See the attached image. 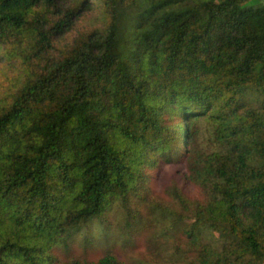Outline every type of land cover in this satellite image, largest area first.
Returning <instances> with one entry per match:
<instances>
[{
    "label": "trees",
    "instance_id": "trees-1",
    "mask_svg": "<svg viewBox=\"0 0 264 264\" xmlns=\"http://www.w3.org/2000/svg\"><path fill=\"white\" fill-rule=\"evenodd\" d=\"M116 205L151 264H264V2L0 0V264H125L72 253Z\"/></svg>",
    "mask_w": 264,
    "mask_h": 264
},
{
    "label": "rangeland",
    "instance_id": "rangeland-1",
    "mask_svg": "<svg viewBox=\"0 0 264 264\" xmlns=\"http://www.w3.org/2000/svg\"><path fill=\"white\" fill-rule=\"evenodd\" d=\"M263 2L264 0H248V4ZM145 172L148 176V188L159 196H164V189L172 182L177 183L189 194L196 192L192 183L184 179L187 170L183 160L171 163L160 161L156 166L145 169ZM132 205L135 207V202ZM144 218V220H140L139 225H136L131 219L130 225L126 226L123 212L118 210V206L116 205L107 213L108 231L105 238L99 242H93V245L86 249H83L77 243L73 246L72 253L89 260H96L102 255L104 250L110 248L125 264H151L147 259L150 256L148 244L149 232L146 228L148 216L145 214ZM178 236L180 237L179 240H184L182 235L179 234ZM165 238L172 241L171 235Z\"/></svg>",
    "mask_w": 264,
    "mask_h": 264
}]
</instances>
